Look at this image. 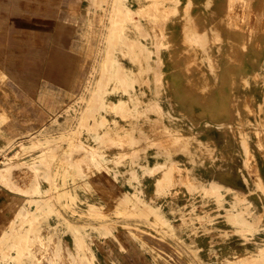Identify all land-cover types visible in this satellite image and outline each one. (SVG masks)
<instances>
[{
  "label": "rangeland",
  "instance_id": "rangeland-1",
  "mask_svg": "<svg viewBox=\"0 0 264 264\" xmlns=\"http://www.w3.org/2000/svg\"><path fill=\"white\" fill-rule=\"evenodd\" d=\"M69 3L67 81L33 68L30 98L0 72V99L21 98L0 104V181L37 198L15 225L37 228L34 249L4 261L96 264L118 249L143 264H264V1ZM124 68L142 88L139 146L125 142Z\"/></svg>",
  "mask_w": 264,
  "mask_h": 264
},
{
  "label": "crops",
  "instance_id": "crops-1",
  "mask_svg": "<svg viewBox=\"0 0 264 264\" xmlns=\"http://www.w3.org/2000/svg\"><path fill=\"white\" fill-rule=\"evenodd\" d=\"M69 1L0 0V72L8 77L19 91L23 89L30 98L28 91L35 89L31 77L35 74L33 68L42 69L39 72L42 80L60 85L67 81L71 67L70 59L73 57L70 47L74 42L73 35L77 34L74 24L69 22ZM25 75L26 77H23ZM228 88L225 86L226 90ZM0 104L20 106L21 98H12L7 103L0 99ZM19 121V118L13 119V127L19 128ZM10 137L12 136L8 134V138ZM13 139L20 143L21 136L18 134L13 136ZM1 146H7L3 138L0 140ZM20 149L17 144L8 157L14 156ZM31 155L33 154L27 155V160H30ZM1 160H4L3 150ZM2 170L0 168V172ZM20 188L21 181H0V264H7L3 259L5 256L17 257L26 249H34L28 244V240L34 241L37 238L35 226H15L20 225V219L33 222L35 205H28L24 200H37L36 197L31 198L20 193ZM51 221L52 216L49 222L44 224L45 237L51 234ZM42 237L43 228H40V239ZM13 248L17 253L18 250L20 252L17 254L16 251H11ZM117 251L118 249L116 252L112 250L108 254L97 251L96 264H143V260L126 255L122 257Z\"/></svg>",
  "mask_w": 264,
  "mask_h": 264
},
{
  "label": "bare ground",
  "instance_id": "bare-ground-1",
  "mask_svg": "<svg viewBox=\"0 0 264 264\" xmlns=\"http://www.w3.org/2000/svg\"><path fill=\"white\" fill-rule=\"evenodd\" d=\"M258 1V0H257ZM264 1V0H263ZM239 2V1H238ZM198 3V2H197ZM195 13V12H194ZM218 15V14H217ZM154 16V15H153ZM156 16V15H155ZM263 19V18H262ZM169 22V21H168ZM262 23V22H261ZM246 24V23H245ZM248 24V23H247ZM157 25V24H156ZM250 25V24H249ZM150 26V25H149ZM251 26V25H250ZM173 29V28H172ZM246 29V28H245ZM152 30V29H151ZM152 36V35H151ZM158 36V35H157ZM156 38V37H155ZM158 38V37H157ZM159 40V38H158ZM155 48V46H154ZM257 51V50H256ZM155 55V54H154ZM242 55V54H241ZM180 60V59H179ZM124 73L122 72L121 74H119V77H117V79L119 80V82L121 83H129L132 84L130 87H123L124 89H128L127 93H126V97L122 98V96L119 97V102L123 101L125 98L127 107H128V111L126 112V115H123L125 118H128L129 120H131L130 123H128V127L126 128L125 132H127V135L129 136V138L125 141V142H129L131 145H140L142 143V133L140 132L141 129V113L142 110L139 108L140 105V100H141V96H142V88L141 87H137V85H133L134 83V79H132V74L130 72L129 69L124 68ZM219 71V70H218ZM155 74V73H154ZM222 76V75H221ZM178 78V77H177ZM106 80L108 81H115L114 77H106ZM139 81V80H138ZM136 80V82H138ZM141 83V81L139 82ZM147 85V84H146ZM141 86V85H140ZM193 88V87H192ZM114 89L113 87L110 88V90ZM168 90V89H167ZM220 90V89H219ZM104 93V90H103ZM106 93V97L108 95L107 92ZM104 93V94H105ZM207 95V94H206ZM103 94L100 96V98H106ZM202 99V97H201ZM211 99V98H210ZM229 112V111H228ZM234 114V113H233ZM135 117H134V116ZM165 117V116H164ZM136 122V123H135ZM39 126V125H38ZM202 130V129H201ZM204 131V130H203ZM183 133V132H182ZM121 139V138H120ZM99 140V139H97ZM123 141V139H121ZM208 145V144H207ZM98 148H101V145H98ZM110 151V150H109ZM129 154V153H128ZM119 155V153H118ZM114 159L117 161H122V157L118 156ZM103 160L108 161L109 158L107 157H102ZM173 166V165H172ZM243 179V178H242ZM216 181V180H215ZM44 261V260H43ZM46 264V263H45Z\"/></svg>",
  "mask_w": 264,
  "mask_h": 264
}]
</instances>
